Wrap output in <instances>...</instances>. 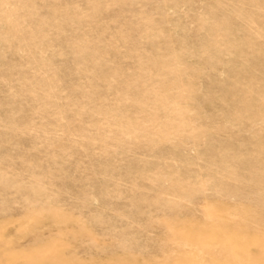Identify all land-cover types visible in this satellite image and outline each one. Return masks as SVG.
<instances>
[{
  "label": "rangeland",
  "instance_id": "374dc122",
  "mask_svg": "<svg viewBox=\"0 0 264 264\" xmlns=\"http://www.w3.org/2000/svg\"><path fill=\"white\" fill-rule=\"evenodd\" d=\"M0 264H264V0H0Z\"/></svg>",
  "mask_w": 264,
  "mask_h": 264
}]
</instances>
